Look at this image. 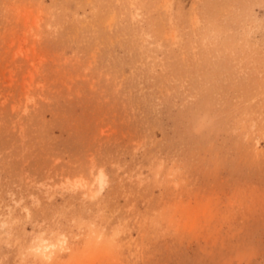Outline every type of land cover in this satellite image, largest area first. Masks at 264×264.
<instances>
[{
    "label": "rangeland",
    "instance_id": "1",
    "mask_svg": "<svg viewBox=\"0 0 264 264\" xmlns=\"http://www.w3.org/2000/svg\"><path fill=\"white\" fill-rule=\"evenodd\" d=\"M0 264H264V0H0Z\"/></svg>",
    "mask_w": 264,
    "mask_h": 264
},
{
    "label": "bare ground",
    "instance_id": "2",
    "mask_svg": "<svg viewBox=\"0 0 264 264\" xmlns=\"http://www.w3.org/2000/svg\"><path fill=\"white\" fill-rule=\"evenodd\" d=\"M99 181V185H104L106 184V181H105V176L101 175L98 179Z\"/></svg>",
    "mask_w": 264,
    "mask_h": 264
}]
</instances>
